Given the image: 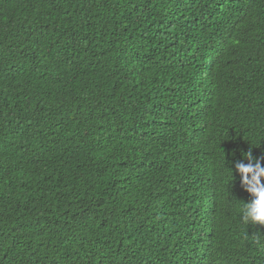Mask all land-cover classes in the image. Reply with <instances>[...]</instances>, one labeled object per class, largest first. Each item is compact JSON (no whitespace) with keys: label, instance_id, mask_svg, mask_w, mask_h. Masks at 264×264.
Wrapping results in <instances>:
<instances>
[{"label":"trees","instance_id":"trees-1","mask_svg":"<svg viewBox=\"0 0 264 264\" xmlns=\"http://www.w3.org/2000/svg\"><path fill=\"white\" fill-rule=\"evenodd\" d=\"M249 151L264 0H0V264H264Z\"/></svg>","mask_w":264,"mask_h":264},{"label":"clouds","instance_id":"clouds-1","mask_svg":"<svg viewBox=\"0 0 264 264\" xmlns=\"http://www.w3.org/2000/svg\"><path fill=\"white\" fill-rule=\"evenodd\" d=\"M243 160L247 163L235 162L234 170L252 200L243 204L242 219L251 225L264 226V156L258 158L249 151L243 154ZM231 171L233 173V169Z\"/></svg>","mask_w":264,"mask_h":264}]
</instances>
